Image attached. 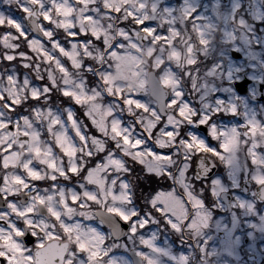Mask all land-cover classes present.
<instances>
[{"label": "snow or ice", "instance_id": "6c2138e0", "mask_svg": "<svg viewBox=\"0 0 264 264\" xmlns=\"http://www.w3.org/2000/svg\"><path fill=\"white\" fill-rule=\"evenodd\" d=\"M2 3L0 264H219L239 230L264 238V119L230 95L239 2ZM141 174L171 183L138 196Z\"/></svg>", "mask_w": 264, "mask_h": 264}, {"label": "flooded vegetation", "instance_id": "af4514ba", "mask_svg": "<svg viewBox=\"0 0 264 264\" xmlns=\"http://www.w3.org/2000/svg\"><path fill=\"white\" fill-rule=\"evenodd\" d=\"M234 2H239L241 4L239 15L242 16L248 23L249 27L256 35L257 41H260V35L264 29V0H221L222 8L230 10V7ZM165 3L169 7H179L181 0H165ZM198 3L201 13H211L210 4L213 3V0H198ZM205 9H207V11H205ZM255 14L257 15L255 16ZM252 47L254 51L257 52L262 59H264V48L261 46V44L260 46H256L255 44ZM233 51L240 57L234 58L233 55L230 54L229 59L234 65L237 63L240 64V68L242 69V71L238 73L239 78L236 80V83L241 81L243 74L249 80V83L246 86L245 94H239L235 92L236 94L230 95L239 97V100L241 101L240 111L242 113L247 112L249 114L256 115L260 119H264V75L259 72H253V68L245 66L243 64V54L238 50ZM251 72L256 74L255 78H250ZM231 89L233 90V86ZM225 119H231V117H225ZM236 121L243 123V118L238 116L236 117L234 123ZM210 139L211 138H209V141L211 143H215ZM217 171L223 172L224 170L222 167H220L217 169ZM160 182L167 186L160 190L167 189L171 183H165L163 181ZM197 188H199V185H197ZM160 190L158 189V191ZM153 228H155V226H153ZM246 231L247 230L245 229H241L237 232V235H240L241 237L240 243L231 250V254L226 252L221 255L219 258V264H264V251H262L264 250V238H260L259 234H257L258 239L253 241L248 238ZM169 240L175 242L174 245H171L173 250H191L189 247V238L187 236L183 238V242L179 236H170ZM29 246L31 245L29 244ZM193 264H199L198 257L194 258Z\"/></svg>", "mask_w": 264, "mask_h": 264}, {"label": "rangeland", "instance_id": "374dc122", "mask_svg": "<svg viewBox=\"0 0 264 264\" xmlns=\"http://www.w3.org/2000/svg\"><path fill=\"white\" fill-rule=\"evenodd\" d=\"M2 2H0V11L2 6H1ZM212 6V4H210V7ZM4 8L8 9V6L7 5H4ZM12 9H13V12L15 15L19 16L20 13L19 12H16L15 11V6L13 5L12 6ZM225 9V8H224ZM202 14H205L204 12ZM206 14H211V13H206ZM257 14H255L256 16ZM249 41H252L251 43H249ZM255 41H257V37L256 35L254 34V32L251 30L250 33H243L241 34V39L240 41L238 42L239 44V52L243 54V64L245 66H248L249 68H252L251 65H254L257 63V61L261 60V56L254 51L253 49V45H255ZM236 66L240 67V64H235ZM256 77V74L255 73H252L250 74V78H255ZM230 94L231 91H230ZM139 168V166H138ZM138 171V170H137ZM142 175H145V174H142ZM150 193H146L145 196L149 195ZM116 255H127L125 253H123L122 250H117Z\"/></svg>", "mask_w": 264, "mask_h": 264}, {"label": "trees", "instance_id": "16d2710c", "mask_svg": "<svg viewBox=\"0 0 264 264\" xmlns=\"http://www.w3.org/2000/svg\"><path fill=\"white\" fill-rule=\"evenodd\" d=\"M0 31H3L2 28H0ZM79 114V113H78ZM137 170L139 171V168L137 167ZM138 189H137V195L139 196L141 193L145 195L146 193H154L158 191V189H162L163 187H167L166 185H163L158 179L156 178H150L147 176H142L140 180L138 181ZM138 203L142 206V201H138Z\"/></svg>", "mask_w": 264, "mask_h": 264}, {"label": "water", "instance_id": "95a60500", "mask_svg": "<svg viewBox=\"0 0 264 264\" xmlns=\"http://www.w3.org/2000/svg\"><path fill=\"white\" fill-rule=\"evenodd\" d=\"M260 44L261 46L264 48V29L260 35ZM231 54L233 55L234 58H239L240 56L237 55L236 53H234L233 51L231 52ZM249 83V80L245 77V75H242V80L238 83H233V87L235 88V90L239 93V94H245L246 93V86ZM261 89V87H260ZM261 92V91H260ZM200 132L202 133H206V128L204 126H201ZM121 226L127 230V225L123 222H121Z\"/></svg>", "mask_w": 264, "mask_h": 264}]
</instances>
